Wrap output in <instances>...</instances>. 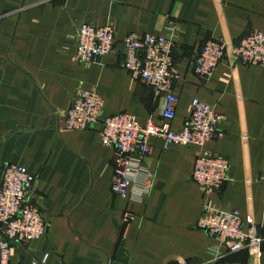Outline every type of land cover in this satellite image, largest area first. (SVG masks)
Segmentation results:
<instances>
[{"label":"crops","instance_id":"0c3cea01","mask_svg":"<svg viewBox=\"0 0 264 264\" xmlns=\"http://www.w3.org/2000/svg\"><path fill=\"white\" fill-rule=\"evenodd\" d=\"M86 24L109 26L118 39L179 27L171 130L184 129L194 100L224 116V138L207 149L230 162L229 181L209 199L240 212L246 232L263 238L259 251L227 255L197 228L207 197L192 180V146L165 149L154 139L149 194L113 195L112 152L98 128H66L71 103L95 89L106 116L146 125L165 98L120 68V45L102 62L80 64L76 36ZM255 31L264 33V0H0V165L37 179L34 201L46 219L45 235L13 245L9 264H264V66L225 60L210 78L193 68L208 41L238 44ZM126 214L134 215L128 224Z\"/></svg>","mask_w":264,"mask_h":264},{"label":"built area","instance_id":"2783aa9c","mask_svg":"<svg viewBox=\"0 0 264 264\" xmlns=\"http://www.w3.org/2000/svg\"><path fill=\"white\" fill-rule=\"evenodd\" d=\"M167 35L131 33L118 39L107 27L83 25L77 32L76 60L83 65L104 61L117 45L122 47L119 66L131 77L151 88L157 97H164L160 114L153 115L146 125L127 113L105 115V100L95 89H80L66 115L70 131L100 130L103 145L112 152L114 179L112 193L123 200H140L154 185V174L147 166L154 139L164 148L192 146L196 150L192 180L207 197L197 228L206 232L224 247L227 255L260 250L263 238L246 232L239 211H222L213 207L209 197L220 192L229 181L230 162L207 149V145L224 138L221 125L224 116L200 100H194L185 127L171 130L176 118L180 80L174 68V50L179 27L171 26ZM231 60L245 67L264 66V33L253 32L238 44L225 39L208 41L194 63L198 77L210 78L221 63ZM262 180H264L262 178ZM37 179L20 166L0 165V264H9L15 244H29L46 233V219L34 201ZM134 189V198L131 192ZM134 220L126 214L124 224Z\"/></svg>","mask_w":264,"mask_h":264},{"label":"water","instance_id":"95a60500","mask_svg":"<svg viewBox=\"0 0 264 264\" xmlns=\"http://www.w3.org/2000/svg\"><path fill=\"white\" fill-rule=\"evenodd\" d=\"M6 142V140H1L0 141V146L2 145V144H4Z\"/></svg>","mask_w":264,"mask_h":264}]
</instances>
